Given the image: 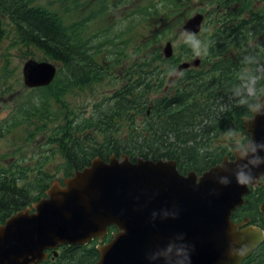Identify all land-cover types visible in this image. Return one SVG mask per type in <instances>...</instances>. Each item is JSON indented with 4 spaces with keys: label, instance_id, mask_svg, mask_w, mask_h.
<instances>
[{
    "label": "trees",
    "instance_id": "1",
    "mask_svg": "<svg viewBox=\"0 0 264 264\" xmlns=\"http://www.w3.org/2000/svg\"><path fill=\"white\" fill-rule=\"evenodd\" d=\"M127 2L128 8L122 7ZM184 2L147 0L143 5L131 7L130 0H0V48L8 38L11 46L23 49V57L35 59L34 54L39 53V60L52 61L59 67L52 83L31 91L40 92L35 95H40L41 105L30 98V107L24 111L26 116L29 113V124L42 130L61 117L62 123L56 121L47 136V146L55 142L57 146L45 150L48 153L44 155V164L59 155L63 159V174L68 176L75 168L88 165L93 157L106 160L111 153L127 154L132 161L137 157L175 160L183 173L190 169L201 172L221 160L226 152L223 148H208L201 142L210 137L209 133L217 136L220 131H229L232 119L249 111L241 83L250 81L256 65H252L251 59L246 73L243 66L250 60H242V48L222 43L230 34L221 32L218 22L212 23L213 26L205 24L200 47L186 42L181 48V53L187 56L198 50L201 65L176 76L165 96H153L154 91L166 84V76L172 70L169 65L181 58L161 60L155 44L167 31L177 28L179 22L169 20L143 40L139 39L134 24L139 16L156 13L165 5H171L168 6L171 9L165 8L170 15L173 8L185 6ZM110 10H120L123 18L112 21V16H108ZM131 22L135 23L122 30ZM131 46L133 49L122 62L121 54ZM254 56L264 60L263 50L258 48ZM119 61L122 69L118 76L115 69ZM161 62H168V67L161 68ZM7 65L5 59L2 67ZM107 79L108 84L117 86L111 94L95 98L88 114H84L85 107L78 113L65 103L66 91L91 88ZM221 98L237 99L239 104L222 112L217 104L213 107ZM54 101L63 108L59 116L50 110ZM30 117L37 118L40 126ZM198 127L204 130L199 128L195 132ZM32 135L28 130L26 137ZM21 169L16 174L0 165V206L6 210V216L45 196L54 177L42 165ZM28 176L31 180L24 183L22 180ZM113 229L111 226L110 230ZM72 255H63L62 264L63 260L64 264H93L98 251L90 246Z\"/></svg>",
    "mask_w": 264,
    "mask_h": 264
},
{
    "label": "water",
    "instance_id": "2",
    "mask_svg": "<svg viewBox=\"0 0 264 264\" xmlns=\"http://www.w3.org/2000/svg\"><path fill=\"white\" fill-rule=\"evenodd\" d=\"M201 21L195 14L182 29L196 33ZM163 54H172L169 41ZM188 66L183 62L177 70ZM22 71L25 83L38 87L52 81L56 66L29 59ZM258 106L243 122L251 135L246 150H236L234 160L224 156L199 176L181 174L174 160L112 154L107 161L92 158L63 184L53 181L32 204L34 211L26 207L0 225V264L36 263L46 248L100 241L110 226L116 230L97 245L94 264H239L262 238L258 228H237L247 219H230L248 185L264 175V96ZM238 175L252 182L238 184ZM260 210L264 215V200Z\"/></svg>",
    "mask_w": 264,
    "mask_h": 264
},
{
    "label": "rangeland",
    "instance_id": "3",
    "mask_svg": "<svg viewBox=\"0 0 264 264\" xmlns=\"http://www.w3.org/2000/svg\"><path fill=\"white\" fill-rule=\"evenodd\" d=\"M154 2H158L159 0H153ZM181 3H185V6L173 8L172 14H167L166 7L171 5H165V8H160L156 13H151V15H144L145 19L141 16L138 17L137 23L131 22L126 25L122 30H125L130 24L135 23V28L139 30V39L143 40L146 35L150 34L151 32H157L160 29L162 24H166L169 20L178 21L179 24L177 28H173L171 31H167L161 38L156 42V46L159 47L161 53V60H164L162 49L164 44L169 41L173 47V55L175 58L181 57V61H190L195 57H199V55H185L181 53L182 45L186 42H193L194 40L199 39V34L195 35L193 39H189L186 35L187 32L183 31L181 27L185 23V21L192 15L198 12L199 9H204V12L209 10L211 6H213L216 2L214 0L211 1L207 5L206 0H190L188 3L187 0H179ZM204 2L203 5H198L200 2ZM147 2V0H130V6L134 7L135 5H143ZM196 2V5H194ZM128 8V2L124 3L122 7ZM120 10H110L108 16H112L111 20H119L122 19L123 16L119 14ZM210 11V10H209ZM208 11V12H209ZM171 21V22H172ZM168 24V23H167ZM264 26V24H262ZM114 30H119L115 28ZM113 30V31H114ZM125 35V34H124ZM138 37V36H137ZM139 39H133L135 41H139ZM259 40H263V38H259ZM140 42V41H139ZM133 46V44H132ZM132 46L126 50H124L123 54H121L120 58L122 62L126 59L125 55H129L131 50L133 49ZM22 51L17 46H11L10 40L8 38L4 39V42L0 48V165L5 166L8 170L15 172L16 174H20L22 167H34L35 169L42 165V168L49 169L51 172L54 173V177L51 181H57L61 183L64 179L63 170L61 168V162L63 159L56 155L50 162L44 164V155L48 152H45L47 148L57 146L49 145L47 146V136L51 134L52 128L55 127L56 121H60L62 123L61 117L59 120L50 121L48 123V127L42 130L41 127H36L34 124H29V113L26 116L25 110L29 109L30 103L29 99L32 98L36 104L41 105L39 96L35 94H39V91L31 92L32 89L29 87L28 84L25 83L22 74V66L23 62L28 58L29 55L26 57L22 56ZM126 53V54H125ZM35 59L39 61L41 55L38 53L34 54ZM264 57V56H263ZM8 60V65L2 67L4 60ZM262 59V58H261ZM260 58H257L254 64L256 65L255 74H251L250 82H243L241 83V92L245 95V99L250 102L251 104L255 103L258 97L264 94V63H260ZM121 62L119 61L118 65L116 66V73L119 76L120 70L122 69V65H119ZM161 68L168 67V62H161ZM176 65L173 66L172 64L169 65L172 68L170 74L167 75V80L172 81L175 74ZM248 67V66H246ZM245 67V68H246ZM9 68L10 70L7 71L6 69ZM245 70H249L246 68ZM249 72V71H248ZM171 76V77H170ZM121 79V78H120ZM120 79L116 80L117 83L120 82ZM116 85L108 84L107 81L103 83H99L91 88H86L84 90L73 89L72 91H66L64 93V100L65 103L68 105L69 108L74 109L78 113L79 110H82L85 107L84 114H88V110L90 109V104H92L97 97H105L108 94H111L114 91ZM161 88L153 92V96H158L161 94ZM243 90V91H242ZM232 99V97H231ZM231 99L221 98L216 101V107H218L219 111H225L227 109H233V104H239V102ZM50 101V99H49ZM214 106V108H215ZM210 108V107H209ZM63 108L61 105L54 101L52 103L50 110L55 112V115L59 116V111ZM63 112V110H62ZM82 113V112H81ZM244 114H248L246 111ZM241 115L235 116V119H232V124L229 125V131H220L217 136L209 133L210 135V142H208L207 146L214 147L216 144H221L224 142H231L232 146L236 145L238 142L242 144V140L245 138L244 129L241 127L235 132V123L238 122L237 119L240 118ZM32 120H35V123L39 125V120L35 117H30ZM241 123V120H239ZM208 125L205 123V127ZM202 128V127H201ZM198 128H195V132H198ZM3 130V131H2ZM33 132V135L30 136L28 139L27 132ZM242 133H238L239 131ZM200 134V133H199ZM199 138V136L197 137ZM231 146H228V149ZM245 147V146H244ZM243 146L241 148H244ZM237 148V147H236ZM239 148V147H238ZM244 150H246L244 148ZM32 159V160H31ZM19 163V165H17ZM17 165V166H16ZM15 174V175H16ZM34 174H31L33 177ZM36 178V177H35ZM31 178L26 177V179L22 180L25 182H29ZM50 181V182H51Z\"/></svg>",
    "mask_w": 264,
    "mask_h": 264
},
{
    "label": "flooded vegetation",
    "instance_id": "4",
    "mask_svg": "<svg viewBox=\"0 0 264 264\" xmlns=\"http://www.w3.org/2000/svg\"><path fill=\"white\" fill-rule=\"evenodd\" d=\"M207 5L211 3L212 0H206ZM216 3L211 6V8L204 12V9L200 10L204 15V19L207 23L215 21L218 22L220 26V30L223 33L230 34L229 38H224L223 44L232 43L238 44L242 48L243 55L241 58L243 61H249L244 64V68L246 66L251 65L256 61L255 54L258 48H261L264 52V0H214ZM204 2L198 3V5H203ZM196 5V2H194ZM209 11V12H208ZM259 38H263V40H259ZM234 39L233 41H231ZM228 52H231L228 49ZM239 53V52H238ZM199 58L202 60V56L199 55ZM260 63H264V60L261 59ZM201 65L200 63L195 67L196 68ZM248 68V67H246ZM245 68V69H246ZM249 70H246V73ZM251 79V77H250ZM168 92V87H165L160 96L165 95ZM264 95V94H262ZM258 100V99H257ZM257 100L255 104L248 103V114H241L240 119L242 117H252V107L257 106ZM241 123L236 122L234 131L236 132L240 127L238 125ZM242 133L240 130L238 133ZM248 135L245 134V139L242 140L241 143H237L234 145V148H241L245 146ZM231 146V142H228ZM245 148V147H244ZM245 200L247 199V209L246 203L245 205L239 207L238 211L242 214L241 218L233 217L232 220L234 222H239L244 219V215L247 213H252L254 215L253 221L248 218V221L239 227H245L247 225H252L255 228H258L261 232V240L256 248L251 253V256L245 259L241 264H264V215L260 211V203L264 200V175L259 176L249 187V192L244 196ZM33 209H30L32 212ZM6 210L3 206H0V225L5 223V220L8 216H6ZM247 219V218H246ZM108 241V240H105ZM90 244V243H89ZM86 244V246H90ZM84 245L79 244H59L55 247H49L44 249V257L37 261L36 263H28V264H62L61 260L63 255H67L65 257H72V252H76L79 250H83ZM64 264V260H63Z\"/></svg>",
    "mask_w": 264,
    "mask_h": 264
},
{
    "label": "clouds",
    "instance_id": "5",
    "mask_svg": "<svg viewBox=\"0 0 264 264\" xmlns=\"http://www.w3.org/2000/svg\"><path fill=\"white\" fill-rule=\"evenodd\" d=\"M186 35L188 36V38L190 40L195 37V34L191 33V32L186 33ZM195 46H196L197 49L200 47V42L198 40H196ZM205 52H206V47H205ZM196 55H200V52L198 50L196 51ZM257 112H259V106H257ZM242 177L243 176H240V175L237 176L238 184H246V183H251L252 182V178L251 177H248V178L244 177V179H242Z\"/></svg>",
    "mask_w": 264,
    "mask_h": 264
}]
</instances>
